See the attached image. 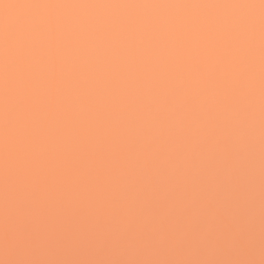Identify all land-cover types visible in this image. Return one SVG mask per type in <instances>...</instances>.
<instances>
[{"label":"snow or ice","instance_id":"6c2138e0","mask_svg":"<svg viewBox=\"0 0 264 264\" xmlns=\"http://www.w3.org/2000/svg\"><path fill=\"white\" fill-rule=\"evenodd\" d=\"M0 264H264V0H0Z\"/></svg>","mask_w":264,"mask_h":264}]
</instances>
